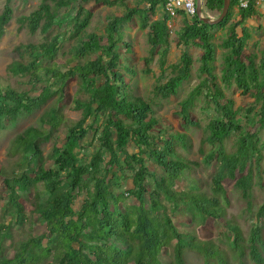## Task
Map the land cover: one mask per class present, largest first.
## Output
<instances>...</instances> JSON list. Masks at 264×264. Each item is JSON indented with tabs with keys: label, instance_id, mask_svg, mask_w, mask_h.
<instances>
[{
	"label": "trees",
	"instance_id": "16d2710c",
	"mask_svg": "<svg viewBox=\"0 0 264 264\" xmlns=\"http://www.w3.org/2000/svg\"><path fill=\"white\" fill-rule=\"evenodd\" d=\"M90 1L119 3L126 12L107 16L104 35L86 33L94 16L84 6ZM257 1L250 0L246 8L239 7V19L232 22L239 0H230L228 15L216 25L202 22L197 15L187 17L179 10L185 18L179 43L185 50L180 61L169 66L172 75L159 84L157 94L162 98L178 94L192 71L193 58L187 48H201L199 70L204 78L182 101L180 110L185 126L199 125L190 117L196 99L205 91L206 99L213 103L210 108L214 115L201 142V162L178 151L180 146H188L185 134L169 139L155 135L159 124L155 111L151 104L130 93L119 69L122 46L132 53L121 27L137 16L140 27L149 30L150 56L145 62L149 64L159 53L165 72L171 49L168 22L172 16L165 12L163 17L151 20L157 7L165 6L164 0H137L132 5L130 0H43L31 13L16 19L21 27H27L32 34L40 32L45 39L19 45V59L8 65V71L27 77L26 84L32 88L41 83L46 86L36 95L24 89L0 87V121L17 123L23 114L32 115L54 97L57 99L43 113L41 127H28L14 138L10 156L18 158L13 171L0 167L2 217L10 218L8 224H0V264H190L188 253H194L202 264H248L247 258L251 264H264V199L256 206L253 195L256 176L260 184L263 179L264 142L258 131L248 130L247 126L252 123L264 128V51L259 61L254 54L243 58L251 33L247 26L242 27L241 34L238 31L245 21L259 14ZM76 4V13L65 20L62 12ZM204 6L218 18L224 0H204ZM13 19L14 7L7 0L0 13V43ZM56 27H71L69 38L77 40L74 55L64 68L51 64L62 46V33L50 35ZM225 28L228 36L221 43L225 50L223 79L227 85L232 82L243 96L255 98V105L247 108L246 114L235 109L234 99L226 97L217 83L215 31ZM73 78H79L89 95L87 100L74 99V109L82 111L76 121L67 119L63 112L69 95L65 88ZM98 78H103V83L98 85ZM99 118H105L100 128L96 126ZM57 133L65 134L62 142L55 137ZM92 133L100 134L96 145L92 141L95 137L88 140ZM230 139L234 140L231 149L226 146ZM47 141H53V146L44 157L42 146ZM158 142H164V146L159 148ZM129 144L136 148L134 152L128 150ZM91 146L94 151L82 156L81 152ZM45 158L52 160L51 166L46 167ZM148 159L162 173L151 170ZM215 161L218 163L214 165ZM16 166L18 171L14 170ZM212 166L214 171L210 181L205 180L204 190L199 183L187 190L177 189L195 168L207 170ZM129 180L133 187L123 190ZM230 188L239 192L245 205L243 211L253 219L248 237L235 218H227ZM84 190L86 197L77 204ZM29 193L34 197L30 198ZM183 210L192 225L187 229L176 225ZM37 217L45 223L46 231L14 245L13 258L2 255V243L13 236L15 225L24 227L28 222L33 229ZM210 219L221 222L226 235L218 239L202 235L200 228Z\"/></svg>",
	"mask_w": 264,
	"mask_h": 264
},
{
	"label": "rangeland",
	"instance_id": "374dc122",
	"mask_svg": "<svg viewBox=\"0 0 264 264\" xmlns=\"http://www.w3.org/2000/svg\"><path fill=\"white\" fill-rule=\"evenodd\" d=\"M7 0H0V13L4 9V5ZM43 0H29L27 3H23V0H11V4L14 7V19L10 22V24L6 28V32L2 41L0 43V87L5 88L10 86L15 89H24L27 90L31 95H36L39 91L46 86V83H41L36 86V88H32L30 84H26L27 77H19L11 75L8 71V65L16 59H19L16 49L21 44L28 43H40L45 39V36L40 32L32 34L27 27H21L17 22V18L21 15H27L35 10L38 5ZM137 0H130V4H134ZM78 4L72 6L68 12H62V17L65 20H68L71 16L76 13ZM87 9L91 10L94 14L90 26L87 28L86 33L90 32H98L100 35H104V28L107 24V16H122L126 12V8L119 3L115 5H108L103 2L96 3L94 1H90L85 3L84 5ZM239 6L234 9L233 21L235 22L239 19ZM257 10L259 14L252 19H248L244 22V24L238 29L241 34V29L243 26H247L251 33V38L247 43L243 58L249 54H254L257 56V61L262 57V53L264 51V1L257 2ZM169 13L165 6L159 5L157 7V12L155 15L151 16V20H156L163 17L164 13ZM203 16L209 17L211 19H216L214 16L207 11L204 6L203 0ZM172 16L171 20L168 22L169 30H170V43L171 49L169 50L166 63H165V72L163 73L161 68V57L160 54H155L153 60L146 64L145 59L150 56V44L148 42V31L147 29H142L140 27V19L136 16L133 22L124 24L121 27L124 36V42H128L131 45L132 53H128L125 50V47L122 46L120 49L122 65L120 66V70L122 71L125 81L127 82L130 93L133 96L141 97L147 103L151 104L152 109L155 111V117L158 119V127L155 130V135L160 134L159 139H169L172 135L176 134H185L187 137V148L180 146L178 151L183 154V156L191 159L198 160L201 162L202 155L200 154V147L202 139L207 135V125L209 123L210 118L214 115L213 103L208 102V99L205 97V91L201 94L195 101L193 107L190 110L191 120L196 122L199 125H189L185 126L182 116L180 114L182 101L186 100L191 93V91L197 87L200 82L203 80L204 75L200 73L201 66V57L203 55V51L201 48L191 45L187 48L188 52L191 54L193 58V65L191 76L189 79L182 83L180 88L178 89V94L175 96H171L169 98H162L157 94V88L159 84L165 83L168 78L172 75L170 65L178 63L180 61V57L182 52L185 50L183 45H181L179 40V32L184 27V15L180 13V11H176ZM188 17V16H187ZM56 33H62L61 37V50L59 55L55 60L51 62V64H57L61 68H64V65L68 63L69 60L72 59L74 55V47L77 45V40L69 38L71 35V27L68 29L56 27L51 31V36ZM228 36V28L218 29L215 31L214 42L217 44L216 50V61H215V73L217 75V83L222 88L224 94L228 98H233L235 101V109L240 108L243 114L247 113V108H249L252 104L255 105V98L249 96H243L241 91L236 88V86L231 82L230 85L223 79V62H224V49L221 47V43ZM122 45V44H121ZM161 50V49H160ZM94 58V57H90ZM87 59V58H86ZM86 59H83L86 61ZM50 63L49 61L45 64ZM76 63H72L74 65ZM132 71V72H131ZM41 76H44L43 71H40ZM163 73V74H162ZM44 79L47 77L44 76ZM55 79H52L54 82ZM103 78L97 79V84L103 83ZM68 92V96L65 99V105L63 108V112L67 119H71L73 121L79 120L82 117L81 110H75L73 101L75 98H80L83 100L88 99V94L84 86L80 85L79 78H73L68 81V85L65 88ZM57 97H54L51 101L46 103L41 109L36 111L34 114L27 116L23 114L20 117V120L17 123H12L9 121L2 120L0 121V167L5 168L9 172L13 171L14 162L18 156H10V148L12 142L16 135L23 132L25 129L31 126L41 127L42 121L41 117L46 109H49L50 105L55 102ZM1 101V98H0ZM243 118V117H242ZM90 119L89 122H91ZM105 118L97 119L96 126L102 127ZM256 121V120H255ZM248 130L258 131L260 133L261 142H264V128H260V125H253L252 123H247ZM160 131V132H158ZM64 133H57L55 137L62 142L64 140ZM100 134L92 133L88 140L92 139L94 144H98L97 138ZM54 137V138H55ZM179 144V143H178ZM234 144V140L230 139L226 141L227 148L231 149ZM53 146V141H47L43 146V156L47 157L51 148ZM164 146V142H158V147L162 148ZM208 149H210L211 145H206ZM128 150L130 152H134L136 148L133 144L128 145ZM94 151L93 146L89 147L86 150L81 152V155H89ZM148 166L151 170L162 173L161 169L157 166L154 161L148 159ZM218 162L215 161L214 165ZM46 167L51 166L52 160L49 158H45ZM262 169H264V156L263 161L261 163ZM14 170L18 171V166L14 168ZM214 171V167H209L207 170L204 167H197L194 169L193 175L184 177L177 185V189L179 191L190 189L192 185L195 183H199L201 188L204 190L206 187V181H210L211 174ZM263 179L261 184L258 183L259 178L256 176V183L254 185V200L256 206H259L264 199V188L261 187L264 184V171H263ZM3 177H0V188L3 189L2 186ZM204 181V184L202 182ZM129 187H133L132 180L126 182L123 190ZM41 189V188H40ZM239 192L234 188H230V200L231 206L227 208V218H235V220L240 224L244 231V235L248 237L250 235V228L253 222L252 217L248 212H244L243 209L245 207L244 201L240 198ZM30 198L34 197V193H29ZM86 197V191L80 192V195L76 199V203L79 204ZM25 199V198H23ZM27 200V199H25ZM134 200V199H132ZM4 202L3 200L0 202V224L4 222V224H8L10 218L4 220L2 217V206ZM30 206H28V212L30 211ZM3 219H2V218ZM35 227L32 229L28 222L25 223L24 227H18L15 225L13 230V236L4 239L2 243V255L7 258H13L15 254V246L18 242L27 240L31 236H38L46 231V225L43 221H41L38 217L35 218ZM264 224V223H263ZM176 225L179 228H186L192 226L190 224V218L185 212L182 211V214L176 218ZM200 233L204 236H214L215 238L222 237L226 235V229L223 224L214 219H210L206 225L200 228ZM216 240V239H215ZM46 242V240L44 241ZM188 261L190 264H202L200 259L194 253L187 254ZM248 264H251L249 258L246 259Z\"/></svg>",
	"mask_w": 264,
	"mask_h": 264
},
{
	"label": "built area",
	"instance_id": "2783aa9c",
	"mask_svg": "<svg viewBox=\"0 0 264 264\" xmlns=\"http://www.w3.org/2000/svg\"><path fill=\"white\" fill-rule=\"evenodd\" d=\"M165 9L169 14L174 15L176 11L182 10L188 17L194 18L197 15L196 0H164ZM264 1L258 0L257 2ZM250 0H239V7L246 8Z\"/></svg>",
	"mask_w": 264,
	"mask_h": 264
},
{
	"label": "water",
	"instance_id": "95a60500",
	"mask_svg": "<svg viewBox=\"0 0 264 264\" xmlns=\"http://www.w3.org/2000/svg\"><path fill=\"white\" fill-rule=\"evenodd\" d=\"M196 1H197L196 4L197 16L204 23L216 25L222 22L225 19V17L228 15L230 9V0H224L223 11L221 12L220 16L216 19H211L209 17L203 16L202 14L203 0H196Z\"/></svg>",
	"mask_w": 264,
	"mask_h": 264
}]
</instances>
